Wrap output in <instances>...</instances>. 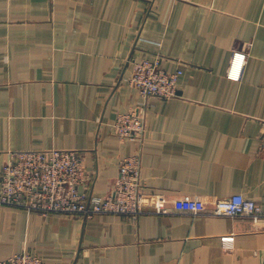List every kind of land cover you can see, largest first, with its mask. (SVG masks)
Listing matches in <instances>:
<instances>
[{
  "label": "crops",
  "instance_id": "obj_1",
  "mask_svg": "<svg viewBox=\"0 0 264 264\" xmlns=\"http://www.w3.org/2000/svg\"><path fill=\"white\" fill-rule=\"evenodd\" d=\"M233 50L246 53L238 80ZM179 69L178 94L142 96L130 59ZM142 106L140 146L111 131ZM264 0H0V172L8 150L73 148L88 191L111 192L140 148L143 212L37 214L0 206V256L42 264H264V218L200 213L241 193L264 210Z\"/></svg>",
  "mask_w": 264,
  "mask_h": 264
},
{
  "label": "built area",
  "instance_id": "obj_2",
  "mask_svg": "<svg viewBox=\"0 0 264 264\" xmlns=\"http://www.w3.org/2000/svg\"><path fill=\"white\" fill-rule=\"evenodd\" d=\"M197 1V0H187ZM246 53L233 50L227 77L238 80ZM181 71L165 70L159 57L130 59V72L123 77L142 96L171 97L178 94ZM142 106L118 112L111 123L112 133L121 141L142 144L145 129ZM260 149L264 150V119L259 132ZM140 148L118 160L117 174L111 192L105 196L91 194L87 189L89 172L83 165L82 153L73 148L8 150L0 172V206L22 208L37 214L63 213L81 218L96 214H124L136 217L143 212L140 195ZM187 211L193 215L241 216L251 220L264 218V210L251 197L233 193L212 200L210 206L189 201ZM0 264H42L41 258L27 250L0 256Z\"/></svg>",
  "mask_w": 264,
  "mask_h": 264
}]
</instances>
